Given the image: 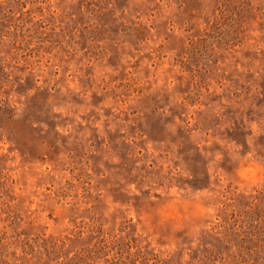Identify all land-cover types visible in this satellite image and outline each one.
Returning <instances> with one entry per match:
<instances>
[{"label": "rangeland", "instance_id": "obj_1", "mask_svg": "<svg viewBox=\"0 0 264 264\" xmlns=\"http://www.w3.org/2000/svg\"><path fill=\"white\" fill-rule=\"evenodd\" d=\"M0 264H264V0H0Z\"/></svg>", "mask_w": 264, "mask_h": 264}]
</instances>
